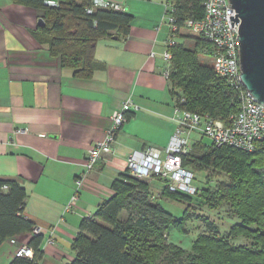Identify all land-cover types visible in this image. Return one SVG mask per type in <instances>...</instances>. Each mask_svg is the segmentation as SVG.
Segmentation results:
<instances>
[{"label":"crops","instance_id":"obj_1","mask_svg":"<svg viewBox=\"0 0 264 264\" xmlns=\"http://www.w3.org/2000/svg\"><path fill=\"white\" fill-rule=\"evenodd\" d=\"M113 1L133 16L130 31L100 39V66L92 78L81 79L36 37L42 9L0 0V178L26 188L24 214L42 236L37 264L71 263L81 222L114 195L112 184L126 171L128 155L147 146L164 149L176 128L162 55L171 32L170 0ZM128 96L140 109L129 112L113 151L83 179L76 209L66 211L88 150ZM150 182L160 195L162 182ZM34 236L16 238L29 244ZM16 257L8 238L0 244V264Z\"/></svg>","mask_w":264,"mask_h":264},{"label":"trees","instance_id":"obj_2","mask_svg":"<svg viewBox=\"0 0 264 264\" xmlns=\"http://www.w3.org/2000/svg\"><path fill=\"white\" fill-rule=\"evenodd\" d=\"M14 1L43 10L44 23L36 30V37L48 45L52 55L60 57L64 69L81 79L92 78L100 66L95 55L97 42L127 35L133 20L125 9L97 8L89 14L92 0H58L57 7L45 5L44 0ZM172 3L169 12L175 19L172 37L176 40L168 47L172 53L168 77L172 96L183 108L229 122L230 116L239 112L240 101L213 64L201 61L199 47H207L208 54L214 56L213 47L187 24L189 19L204 17L205 0ZM189 40L197 47L187 46ZM129 117L128 113L127 120ZM184 164L197 171L224 175L214 187L204 186L201 196L213 210L229 205L235 212L238 221L226 234L213 229L210 222V232L200 234L191 250L169 241L173 215L154 201L149 180L126 170L112 184L114 195L81 222L74 241L76 257L69 264H264V140L253 152L232 146L206 147L197 142ZM4 185L9 188L5 190ZM169 195L187 199L188 215L193 196L166 188L160 192V196ZM27 196L19 182L0 178V244L34 231V222L24 214ZM239 237L247 242H231ZM41 241L42 236L35 234L28 244L35 250L34 257H16L10 264H37L42 257Z\"/></svg>","mask_w":264,"mask_h":264},{"label":"built area","instance_id":"obj_3","mask_svg":"<svg viewBox=\"0 0 264 264\" xmlns=\"http://www.w3.org/2000/svg\"><path fill=\"white\" fill-rule=\"evenodd\" d=\"M44 3L50 7L59 6L58 0H44ZM204 6V17L200 20L189 19L187 24L199 31L213 47V66L216 72L227 81L229 87L236 92L240 101V110L232 114L229 122H226L209 114L183 108L175 101L172 119L176 128L167 146L164 149L147 146L144 149L133 150L127 157L126 168L131 175L139 179L159 180L163 184L160 187L161 191L166 188L169 192L190 196L197 195L201 190L196 183L194 170L184 164V158L192 150L195 142V134L209 137L215 147L232 146L250 152L255 151L258 143L264 140V104L251 95L243 85L240 76L238 38L240 21L236 23V20L230 17V15L236 17V9L230 0H205ZM168 7L171 32L162 54L167 63L166 77L170 75L172 59V53L168 47L176 43L175 38L172 37L175 19L169 12L173 8L172 0ZM97 8L125 9L123 5L113 0H92L87 13L92 14ZM231 21H234V26ZM151 55L155 56L156 52L152 51ZM138 109L140 106L131 96H128L124 99L122 106L115 110L104 137L88 150L84 158V171L75 180L74 192L66 205V211L76 209L83 179L93 171L104 155L113 151L117 135L127 121L128 113ZM3 188L7 190L9 186L4 185ZM38 231L35 227L33 233L39 234ZM9 240L16 245L17 257H34L35 250L32 246L18 242L16 237Z\"/></svg>","mask_w":264,"mask_h":264},{"label":"rangeland","instance_id":"obj_4","mask_svg":"<svg viewBox=\"0 0 264 264\" xmlns=\"http://www.w3.org/2000/svg\"><path fill=\"white\" fill-rule=\"evenodd\" d=\"M186 44L191 48L197 47L196 42L193 40L187 41ZM208 52L207 47H199L201 61L206 64H213L214 57L209 55ZM194 139L193 146L197 142L206 147L213 146L212 140L207 136L195 134ZM194 172L196 174V183L201 190L197 195L193 196V208L188 215L189 202L187 199L171 195L160 196L158 190L153 189L155 194L154 201L158 202L168 213L173 215L174 222L170 224L168 229L169 241L187 250L193 248V244L200 234L210 232V222L213 224V229L217 228L220 234H226L230 227L238 221L235 212L229 205H223L213 210L208 207L201 196L204 186L214 187L220 179H224V175H217L211 170H194ZM158 189L159 191L161 190L160 187ZM231 242L241 244L247 242V240L244 237H239L236 240H231Z\"/></svg>","mask_w":264,"mask_h":264},{"label":"water","instance_id":"obj_5","mask_svg":"<svg viewBox=\"0 0 264 264\" xmlns=\"http://www.w3.org/2000/svg\"><path fill=\"white\" fill-rule=\"evenodd\" d=\"M240 21L239 43L241 80L245 88L264 104V0H230ZM232 26H234V21ZM44 23L43 18L39 20ZM118 36H115L117 38Z\"/></svg>","mask_w":264,"mask_h":264}]
</instances>
